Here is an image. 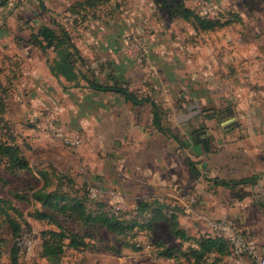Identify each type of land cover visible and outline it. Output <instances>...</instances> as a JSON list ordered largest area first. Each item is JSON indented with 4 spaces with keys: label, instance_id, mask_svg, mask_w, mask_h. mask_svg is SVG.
I'll list each match as a JSON object with an SVG mask.
<instances>
[{
    "label": "rangeland",
    "instance_id": "1",
    "mask_svg": "<svg viewBox=\"0 0 264 264\" xmlns=\"http://www.w3.org/2000/svg\"><path fill=\"white\" fill-rule=\"evenodd\" d=\"M33 1L13 0L8 9L0 11V140L19 144L31 166L30 170L11 171L0 160V196L13 201L11 205L17 209L12 207L10 212L21 226L15 236L8 218L0 214V264H10L16 243L21 249L20 264H193L181 254L164 258L154 252L162 244L186 250L196 243L176 236L175 229L182 228L196 238L214 236L210 222L231 216L215 215L217 204L206 201L202 193L200 197L201 191L190 185L149 186V148L145 147L149 138L143 137L141 149L145 153L141 155L136 153L139 138L121 126L116 142L109 138L103 144L97 120L87 116L82 103L105 94L87 89L88 81L81 75L67 81L65 87L50 66L62 60L66 49L75 51L61 32L62 25L79 53L91 54L90 64H83L75 55L73 61L93 81L112 84L109 76L115 70L119 73L118 64H122L123 83L138 91V97H160L161 91L151 93L149 77L166 82L158 68L163 66L169 72L164 95L172 98L178 97L179 72H199L209 79L205 69L211 65L218 76L233 80L235 99L247 96L251 84L260 79L253 71L264 64L257 46V32L264 27L256 28L251 9L262 11L259 0H43L48 11L39 7V0ZM180 3L202 15L221 17V24L202 27L194 16L190 19L182 14ZM42 23H48L60 38L46 50L28 41ZM155 33L165 54L153 60L149 58V39ZM99 61L107 62L106 74L105 69L102 74L98 71ZM84 116L89 117L92 135L81 123ZM178 124L172 117L165 122L175 135L182 132ZM167 143L164 139L163 145ZM157 144L162 145L161 139ZM167 160L176 168L175 161L182 163V156L173 158L171 154ZM45 178L49 179V190L78 195L93 213L109 212L127 224H137L129 233L117 234L57 212L66 232H76L87 245L68 246L70 238L66 237L59 259L47 257L43 243L49 237L48 229L56 225L33 216L37 208L49 209L33 197ZM170 180L175 179L171 176ZM201 186L204 188L203 181ZM150 192L162 196L168 206L167 218L153 220L151 227L149 208H140L141 203L149 202Z\"/></svg>",
    "mask_w": 264,
    "mask_h": 264
},
{
    "label": "crops",
    "instance_id": "2",
    "mask_svg": "<svg viewBox=\"0 0 264 264\" xmlns=\"http://www.w3.org/2000/svg\"><path fill=\"white\" fill-rule=\"evenodd\" d=\"M18 1L20 3L21 0ZM42 1H38L39 7L48 11L49 8ZM12 3L13 0H8L0 5V11L8 9ZM258 3L262 11L253 9L257 29L264 27V0ZM257 36L258 54L264 60V28L262 32H257ZM158 37L159 34L155 33L149 39V58L153 60L159 54L162 57L165 54L162 40ZM82 55L90 64L91 54ZM111 65L115 66V63ZM150 65L154 67L152 63ZM97 66L100 74L104 72L103 69L106 70L105 74L108 72L107 62L99 61ZM118 67L119 73L115 70L109 77L120 86L129 88L127 82L123 83L125 66L122 68V64H118ZM158 68L166 82L162 80L159 83L153 75L149 77V89L155 94L161 91L163 95L160 97L146 96L135 102L118 89L102 91L87 87L92 92L105 94L98 99H83L85 103H82L87 116L97 120L102 143L120 136L118 128L121 126L124 132L131 131L135 134L133 137L139 138L136 153L141 155L145 153L141 145L143 137L149 138V146H145L149 148L146 151L149 153V186L176 183L181 188L189 185L198 188L200 197L204 194L206 201L217 204L215 215H230L238 226L264 241V64L262 69L253 71L257 79L260 78L258 83L251 84L247 96L236 99L233 96V80L218 76L211 65L205 69L206 73L211 74H208L209 79L199 76V72H179L178 97L171 98L164 95L169 72L163 66ZM137 92L134 90V93ZM87 116L81 117V123L92 135L93 127L89 125ZM171 117L180 123L181 136L165 126ZM160 139L162 145L157 144ZM164 139L168 140L165 146ZM164 148L167 150L164 151ZM171 154L173 158L180 154L182 156V163L175 161L176 168L168 164L167 157ZM171 176L174 182L170 180ZM223 180L228 183H221ZM201 181L204 185L202 189ZM157 197L162 196L150 192L149 199Z\"/></svg>",
    "mask_w": 264,
    "mask_h": 264
},
{
    "label": "trees",
    "instance_id": "3",
    "mask_svg": "<svg viewBox=\"0 0 264 264\" xmlns=\"http://www.w3.org/2000/svg\"><path fill=\"white\" fill-rule=\"evenodd\" d=\"M8 0H2L0 5H4ZM248 3V2H247ZM244 4V3H243ZM245 5H247L245 3ZM182 14L186 18L194 16L197 23L202 27L211 28L215 25L221 24V17H208L207 15H202L194 10L186 8L183 3H180ZM256 9V8H251ZM61 32L66 38L67 43L75 47V51L71 49H66L62 60H57L55 64H51L52 72L62 81L66 87L67 81H73L83 76L88 81V86L102 91L116 90L121 91L125 96L138 102L145 97L139 98L134 91L127 87L118 86L117 84H104L101 82L93 81L90 76L86 73L79 71L73 61V56H77L83 64L88 63L87 59L79 53L78 48L72 40L70 33L61 25ZM23 37L21 36L20 39ZM60 40L59 36L56 35L55 30L48 24L42 23L38 26L37 30L33 31L31 37L28 39L29 42L35 43L41 49L46 50L48 47L53 46L56 42ZM77 84V83H76ZM0 160L4 163L6 168L11 171L19 170H30L31 166L29 161L23 156L22 149L19 144H16L12 140H0ZM221 183H228L223 180ZM50 184L49 179L45 178V184L38 187L33 192V197L36 201L43 203L48 206L49 209L43 210L37 208L33 216L40 220H46L50 223H55L56 228L48 229L47 233L49 237L44 240L43 243V253L45 256L53 258L57 261L58 256L64 251V238L69 237L70 242L68 246H73L79 248L81 246L87 245L83 239L78 238V234L73 232V234H68L65 230V226L59 221L58 213H64L66 218H71L74 220H79L83 223L89 224L90 227L95 228L96 225L104 226L108 230L115 232L117 234L129 233L128 231L133 229L136 222L133 224H127L119 215L111 214L109 212H91L84 199L77 196H69L66 192H60L58 190H49L48 185ZM62 200V201H61ZM68 201V202H63ZM13 201L6 197L0 196V214L6 216L12 228L13 234L18 236L20 234L21 226L16 216H14L10 209L14 207ZM142 210L149 208V227H151L153 220L167 218L168 206H166L160 198L149 199V202H143L140 205ZM16 210L17 208L14 207ZM175 217V215H173ZM144 226V223H142ZM176 236L183 239H193L197 243L198 247L188 246L186 250L177 247L162 244L155 250V255L157 257L178 258V255H184L187 259L194 263L199 262L201 258L210 251H216L220 256H224L231 251V246L229 242L221 236H203L192 237L186 230L182 228L175 229ZM71 235V236H70ZM20 246L16 243L11 249L10 264H20ZM194 260V261H193Z\"/></svg>",
    "mask_w": 264,
    "mask_h": 264
},
{
    "label": "built area",
    "instance_id": "4",
    "mask_svg": "<svg viewBox=\"0 0 264 264\" xmlns=\"http://www.w3.org/2000/svg\"><path fill=\"white\" fill-rule=\"evenodd\" d=\"M112 194V193H111ZM214 236L225 238L231 251L220 256L216 251L206 253L193 264H264V241L249 230H244L231 217L211 221ZM193 247H198L196 244Z\"/></svg>",
    "mask_w": 264,
    "mask_h": 264
},
{
    "label": "water",
    "instance_id": "5",
    "mask_svg": "<svg viewBox=\"0 0 264 264\" xmlns=\"http://www.w3.org/2000/svg\"><path fill=\"white\" fill-rule=\"evenodd\" d=\"M42 3H43V1H42ZM200 133V132H199ZM204 141H206V139H204Z\"/></svg>",
    "mask_w": 264,
    "mask_h": 264
}]
</instances>
